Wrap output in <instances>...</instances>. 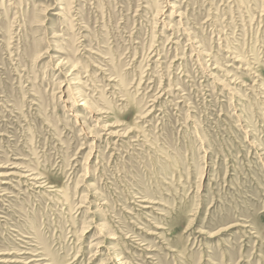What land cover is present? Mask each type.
Segmentation results:
<instances>
[{
	"label": "rangeland",
	"instance_id": "rangeland-1",
	"mask_svg": "<svg viewBox=\"0 0 264 264\" xmlns=\"http://www.w3.org/2000/svg\"><path fill=\"white\" fill-rule=\"evenodd\" d=\"M0 264H264V0H0Z\"/></svg>",
	"mask_w": 264,
	"mask_h": 264
}]
</instances>
